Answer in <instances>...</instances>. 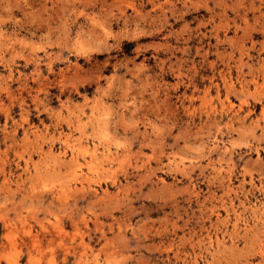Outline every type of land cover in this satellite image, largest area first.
Masks as SVG:
<instances>
[{"label":"rangeland","instance_id":"1","mask_svg":"<svg viewBox=\"0 0 264 264\" xmlns=\"http://www.w3.org/2000/svg\"><path fill=\"white\" fill-rule=\"evenodd\" d=\"M263 109L264 0H0V264H264Z\"/></svg>","mask_w":264,"mask_h":264},{"label":"bare ground","instance_id":"2","mask_svg":"<svg viewBox=\"0 0 264 264\" xmlns=\"http://www.w3.org/2000/svg\"><path fill=\"white\" fill-rule=\"evenodd\" d=\"M131 16V15H130ZM264 110V109H263ZM76 141V140H75ZM66 144H68V143H66ZM70 144V143H69ZM69 144H68V146H69ZM79 146V145H78ZM88 146V145H87ZM72 147V146H71ZM92 147V146H91ZM96 147V146H95ZM50 148V147H49ZM73 148V147H72ZM86 148V147H85ZM71 149V148H70ZM94 150V149H93ZM71 152H73V151H71ZM96 152V151H95ZM75 153V152H74ZM70 154V153H69ZM104 157V156H103ZM105 158V157H104ZM126 160V159H125ZM98 163V162H97ZM80 174V173H79ZM76 176V175H75ZM93 188V187H92ZM76 191V190H75ZM74 191V192H75ZM114 193V192H113ZM111 195V194H110ZM97 197V196H96ZM105 197V196H104ZM119 235V234H118ZM120 236V235H119Z\"/></svg>","mask_w":264,"mask_h":264}]
</instances>
